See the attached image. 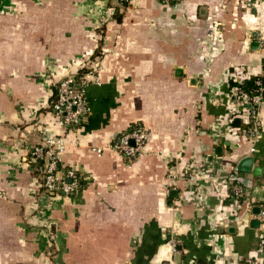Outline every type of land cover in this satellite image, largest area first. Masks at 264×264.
Segmentation results:
<instances>
[{"label":"crops","instance_id":"obj_1","mask_svg":"<svg viewBox=\"0 0 264 264\" xmlns=\"http://www.w3.org/2000/svg\"><path fill=\"white\" fill-rule=\"evenodd\" d=\"M100 49L88 117L63 131L53 87ZM238 69L264 75V0H2L0 264L263 262L264 107L254 151L218 127ZM135 122L150 136L127 166L107 145ZM55 134L79 178L48 207L24 143ZM234 172L245 198L235 211L224 186Z\"/></svg>","mask_w":264,"mask_h":264},{"label":"built area","instance_id":"obj_2","mask_svg":"<svg viewBox=\"0 0 264 264\" xmlns=\"http://www.w3.org/2000/svg\"><path fill=\"white\" fill-rule=\"evenodd\" d=\"M105 1L119 6L124 2V0H112L114 3L111 0ZM80 65L86 68L84 64ZM92 66V70H87L85 73L67 74L55 85L56 100L52 104L50 113L51 118L63 131L77 127L88 117L89 102L85 97L84 88L89 81L96 80L100 69V60L94 62ZM248 80H252V86L243 88L242 84ZM231 83L227 99L228 108L232 112L230 111L225 126L218 123V127L227 135L251 140L250 150L254 151L253 142L258 135L260 109L264 107V75L250 76L246 70L238 69L232 73ZM235 118L239 119L241 126L232 125ZM149 136L150 132L144 125L134 123L123 130L113 142L107 145V148L116 152L127 166H131L143 151ZM24 145L28 152V161L35 185L48 197V207H51L55 197L68 196L77 188L76 169L74 167L63 168L61 164L60 156L66 147L62 134L46 135L38 144L24 143ZM104 149L101 147L91 148L97 154L102 153ZM235 177L234 172L224 181V186L230 187L228 198L231 199L234 211L241 206L243 197V187L234 182ZM259 253L264 255V239L260 240ZM253 264H264V261L254 260Z\"/></svg>","mask_w":264,"mask_h":264},{"label":"trees","instance_id":"obj_3","mask_svg":"<svg viewBox=\"0 0 264 264\" xmlns=\"http://www.w3.org/2000/svg\"><path fill=\"white\" fill-rule=\"evenodd\" d=\"M131 2V0H124V2L122 3V6H127L129 3ZM117 19H119V17H117ZM99 55V50H96V51H94V52H92L88 57H87V59L89 58V59H96L97 58V56ZM85 67L83 66H81L80 67V69H79V72L78 73H83V72H85ZM242 86H243V88H249V87H251L252 86V80H248V81H245L243 84H242ZM56 100V87H55V85H54V87H53V92H52V96L50 97V103H49V108H48V111L49 112H51V110H52V104H53V102ZM135 123H140V122H135ZM132 124H134V123H132ZM132 124H130L129 126H131ZM141 124V123H140ZM232 125H234V126H241V122L239 121V119H237V118H235V119H233V121H232ZM129 126L127 127V128H129ZM121 133V132H120ZM119 133V134H120ZM118 134V135H119ZM79 178V177H78ZM229 201H231V199L229 198ZM241 201H242V203L245 201V198L244 197H242L241 198Z\"/></svg>","mask_w":264,"mask_h":264},{"label":"water","instance_id":"obj_4","mask_svg":"<svg viewBox=\"0 0 264 264\" xmlns=\"http://www.w3.org/2000/svg\"><path fill=\"white\" fill-rule=\"evenodd\" d=\"M250 158L249 157H247V158H244V159H242L241 161L244 163V162H250ZM241 162V163H242ZM245 168V167H244ZM238 169L239 170H241V169H243V168H241V166H238ZM257 172H258V170L257 169H255L254 170V173H252L251 174V176H253L254 174H257ZM249 178V177H248ZM244 184L246 185V187L247 188H250L251 187V183H250V181L249 180H247V181H245L244 182ZM249 191V190H248ZM176 194V190H172L171 192H170V195L171 196H173V195H175ZM249 194V193H248ZM254 201V200H253ZM260 212H261V208L259 207V206H253L252 207V214L253 215H259L260 214ZM258 223H259V221L257 220V219H253L252 221H251V225L253 226V225H255V227L258 225ZM180 256L178 255L177 257H175V258H179Z\"/></svg>","mask_w":264,"mask_h":264},{"label":"rangeland","instance_id":"obj_5","mask_svg":"<svg viewBox=\"0 0 264 264\" xmlns=\"http://www.w3.org/2000/svg\"><path fill=\"white\" fill-rule=\"evenodd\" d=\"M111 2H113L112 0H111ZM114 3V2H113ZM111 5H113L112 3H111ZM104 55V53H103V51L100 49L99 50V55L97 56V59H89V60H87V58L84 60V61H82V64H84L85 66H86V69H85V72H87V70H92V68H93V63L94 62H96L97 60H100V58L102 57ZM85 72H83V73H85Z\"/></svg>","mask_w":264,"mask_h":264}]
</instances>
